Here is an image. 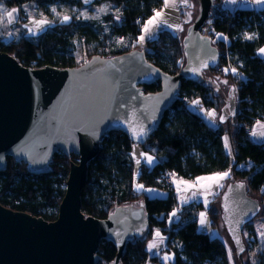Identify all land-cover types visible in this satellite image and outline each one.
<instances>
[{"label": "trees", "instance_id": "16d2710c", "mask_svg": "<svg viewBox=\"0 0 264 264\" xmlns=\"http://www.w3.org/2000/svg\"><path fill=\"white\" fill-rule=\"evenodd\" d=\"M214 1L216 7L208 16L211 25L204 33L211 37L219 50L218 66L227 63L224 48L215 39V34L220 32L228 37L227 56L237 74L231 77L228 73H218L216 67L203 71L200 81L180 82L179 91L157 129L141 146L158 161L152 167L143 165L136 177L130 155L133 143L119 130L109 131L101 137L99 151L87 165L80 198V210L85 216L103 219L117 205H137L140 202L148 215L146 230L139 238L127 242L121 256L122 264H146L149 261L164 264L157 256H150L146 247L156 229L166 235L165 251L172 253V264H205L206 261L229 264L223 241L197 230V212L201 209L207 210L211 227H218L221 210L213 206L217 197L207 207L201 202L182 206L178 219L168 227L169 214L179 202L173 183L165 182V172L175 174L174 178L190 180L229 170L227 182H245L247 194L259 196L260 199L254 198L260 202V213L264 216V141L247 137L244 130L246 122L264 120V58L256 53L264 45V9L255 10L245 5L231 12L222 7V0ZM100 3L107 4L106 13L100 17L73 15L63 23L53 18L50 27L31 36L26 35L24 29L18 36L10 38L2 33L0 51L24 67L50 65L66 68L82 64V54L85 58L93 55L111 57L139 49L144 51L147 61L168 74L174 75L181 69L184 55L179 35L163 30L141 47L136 43L143 28L137 18L144 24L153 16L154 10H161L163 0H92L88 4L82 0H0V19L7 9L17 8L19 15L15 26L19 28L28 19L24 8L27 4L38 9L58 5L92 11ZM247 31L252 32L251 39L243 36ZM116 40L120 41L119 44ZM218 79L231 81L238 90L236 114L225 122L228 124L226 129L225 123L219 121L216 126L209 125L189 107L193 100H198L202 107L220 112L227 94L222 93ZM142 90L144 93L157 92L160 83L155 81L144 85ZM225 137L230 153L224 146ZM77 159L75 154L66 156L57 151L47 173L32 174L27 164L6 156L4 168L0 171V204L47 221L55 220L70 162ZM138 183L143 187L162 189L166 195L150 197L137 189ZM244 229L255 242L257 236L252 221L245 224ZM243 230V241L247 243ZM98 254L97 264H109L116 254V246L101 240ZM241 256L237 257L238 260ZM262 258L260 264H264V256ZM240 264L252 263L247 260Z\"/></svg>", "mask_w": 264, "mask_h": 264}, {"label": "water", "instance_id": "95a60500", "mask_svg": "<svg viewBox=\"0 0 264 264\" xmlns=\"http://www.w3.org/2000/svg\"><path fill=\"white\" fill-rule=\"evenodd\" d=\"M215 7L214 0H192V21L180 33L184 64L174 75L147 61L139 49L111 57L93 55L79 66L66 68L24 67L0 51V171L6 156L27 164L32 174L47 173L57 151L78 156L70 162L55 220L0 204V264H97L101 240L116 246L109 264H122L127 242L146 230L148 215L140 202L117 205L103 219L85 216L80 198L87 165L109 131L119 130L133 144L144 145L171 106L180 82L200 81L203 71L218 64L219 50L202 32ZM155 81L160 90L144 93L142 86ZM235 114L231 85L219 112L225 119L218 117V121L225 123ZM141 127L145 134L133 137L132 130ZM238 184L243 187L237 188ZM219 207L239 257L246 250L242 230L258 216L261 204L247 194L245 182L229 181L221 191Z\"/></svg>", "mask_w": 264, "mask_h": 264}, {"label": "crops", "instance_id": "0c3cea01", "mask_svg": "<svg viewBox=\"0 0 264 264\" xmlns=\"http://www.w3.org/2000/svg\"><path fill=\"white\" fill-rule=\"evenodd\" d=\"M190 5L192 6V0H187V3H184L183 0H169V6L167 8H165L164 0H163V6L161 8V10H163V19H165L167 21V24L171 25L172 27H168V26L162 24L159 27V29L153 31L151 34H144L141 31V33L138 35V37H140L142 34H144L145 35V39L143 40V42H139L138 39L136 40V43L138 45L141 44V45H139V47L143 46L144 43L147 40L156 38L157 35L159 34V32H161L163 30H169L172 33L180 36V33H181V31H182V29L184 27L183 23H185V19H186V14H185L184 11L186 9H188V6H190ZM30 6L31 5H28V4L25 5L24 6L25 10H27L28 8H31ZM222 6L224 8L231 9L232 8V0H222ZM241 7H244V6H241ZM247 7L248 8H253L255 10L264 9V2H261V0H258L254 5H252V6L247 5ZM11 9H13V8L7 9L6 11L11 10ZM15 9H17V8H15ZM31 9H35L36 11L40 10V9L36 8L35 6H34V8H31ZM158 11H160V10H158ZM26 12H27V14L30 13L29 11H26ZM39 12H41V11H39ZM40 14H42V17L38 16L39 19L29 18L27 20V22L24 23L21 26L22 28L25 29L26 35H30V36L31 35H36V34L44 31L46 28H48V27H50L52 25V22L54 20L52 17H51L52 18L51 19L50 16L46 15L43 12L40 13ZM18 15H19V10L14 14V17H12V18H9V17H6V16L2 15V18L0 19L1 20V22H0V34L4 33V32H2L1 27H6V28H9V30H11V29L13 30L14 34H12V36L13 35L14 36H18L19 35V31H17L19 28H17L15 26V22L18 19ZM56 18L57 17H55V19ZM39 20H47V21H50L51 23H49L47 25H44L42 30H40V29H37L36 24L34 23V21H39ZM177 25L180 26V30H177V28H176ZM13 26H15V27H13ZM30 28L33 29V32L29 31ZM6 36L8 37L9 35L7 34ZM261 48H264V45L262 47H260L259 49H261ZM258 50L256 52L257 55L262 57V58H264V54L260 53ZM193 101H198V100H193ZM189 107H190V109L195 111L197 114H199L204 119V121H206L209 125H212V126H216L217 125L219 113H217L215 109H206V108L201 106L200 102L197 105H193L192 102H191L189 104ZM208 111H214L215 112V117L214 118H209L207 116V112ZM254 129L257 132V135L254 136V138L257 137L258 140L264 141L262 139V137L259 135L260 131L264 129V124L257 123V124L254 125ZM134 149H135V153H136L135 156L133 155ZM140 153H145V154H147V156H151L153 158V162L152 163H148L146 159L139 157ZM130 155H131V158H132V161H133V165H134L135 177L139 174L140 169H141V167L143 165L148 166V167H152L158 161L156 156H154L153 154H151L148 151H145L141 146H139L137 144H132ZM137 158H140V160H141V162L139 164H137V162H136ZM224 172H226V171H224ZM227 172H229V171H227ZM220 173H222V172H220ZM213 174H215V173H213ZM210 175H212V174L200 175V176H197V177H206V176H210ZM228 176L220 181V184L223 185L222 187H218L217 188L215 186V184H213L211 190H209L207 187H200L199 185H197L196 187H192L191 185L196 183V178L197 177H195L193 179H190V180H183V179H180V178H174L173 177V179H174L173 180V187L178 192V202H179L178 206H179V210L181 209L182 206H184V205H186V204H188L190 202H201L204 205L205 204V199H207V201L209 203L210 199L215 197L218 193H220L223 190L224 186L227 183ZM181 181H186L188 183H182ZM200 183L203 184V185H207L210 182L209 181H201ZM138 190H142L146 195H148L150 197H164L166 195V192L164 190L159 189V188H155V187H143V188H140ZM149 190H151V191H149ZM193 193H196V194L193 195ZM172 213H173V211L170 212L169 215H171ZM175 219H176V215L171 216V218L169 216L168 217V225H170L173 222H175L176 221ZM254 231L256 233V236L259 239L258 241H260L264 245V218L257 225L256 230H255V227H254ZM155 232H156V230L153 233V238L147 243L146 247H147V250H148V253H149L150 256H157L158 259L161 262H163L162 258H163L164 255H167V256L170 257V255H172V254L167 253L166 251H164L162 254L160 253L161 249H165V246H166L165 245L166 235L161 232L160 236H156ZM150 243H155L157 246L150 250L149 247H148V245Z\"/></svg>", "mask_w": 264, "mask_h": 264}, {"label": "rangeland", "instance_id": "374dc122", "mask_svg": "<svg viewBox=\"0 0 264 264\" xmlns=\"http://www.w3.org/2000/svg\"><path fill=\"white\" fill-rule=\"evenodd\" d=\"M82 1L85 4H88L92 0H82ZM30 7L31 8H34V6H32V5ZM31 8H28V9L26 8L27 9L26 11H29L30 12L28 14V19L29 18L39 19L38 16L39 17H42V14H40V13L47 12L48 14H50L48 16H51L52 18L57 17L58 19L62 20V17L64 15H68L69 17H71L73 15L74 16H80V17H87V16H91V15L96 16V17L103 16L106 13V11H107V4L100 3L98 5H95L94 6V10H92V11H89V10H86V9H79L77 7H74V8H63V7H60L58 5H51L49 7L42 8V9H40L38 11H36L35 9H31ZM53 9H55V11H53ZM101 9H104V10L101 11ZM39 11H41V12H39ZM184 12L186 14V19H185V23H183V25L185 26V24H187V23H189V22L192 21L191 20L192 6L191 5L188 6V9H186ZM0 22H1V20H0ZM13 27H15V26H13ZM1 29H2V32L5 33V35L6 34L9 35L8 37L6 36L7 38L12 37V34H14L12 29H11L12 31L9 30V28H6V27H1ZM21 29H24V28L19 27V29L17 30V31H19V34L21 33ZM245 34H247L248 36H251V37L253 36L252 32H248L247 31V32H244L243 33V36L245 38H246V35ZM119 42L120 41L116 40V44H119ZM139 45H141V44H139ZM81 58L84 59V61H86L88 59V58H85V55L84 54H82ZM217 82L220 85V87L222 88V93L223 94H227V91H228L229 87L234 84L231 81H230L231 83L230 82L228 83L227 81H225L223 79H218ZM216 112L219 113L218 110ZM223 126L226 129L228 127V124L225 123ZM260 132H264V129L261 130ZM261 137L264 140V136H261ZM254 139H257V137L254 138ZM224 142H225V140H224ZM227 151H228V153H230L229 150H227ZM227 171H229V170H227ZM173 180L174 179H172V183H173ZM219 194L220 193H218L215 196L217 198H215V201L213 202V206H215L218 209H219ZM251 195L254 196V197H257L258 199H260L259 196L255 195V194H251ZM213 198L210 199V201H209V203H207V205L204 204V206L205 207L209 206V204H210L211 200H213ZM173 211H175V215H176V219L175 220H177L178 219L177 216H178V213H179V206L176 209H174ZM202 212L205 213V219H206V223L203 226L200 223V220H201L200 214ZM263 218H264V216H261V213H260L256 218H254L252 220V226H253V228L255 227V230H256L257 225L260 223V221H262ZM168 227H170V225H168ZM157 230H159V233H161V230L160 229H156V231ZM197 230L199 232H201V233H207L211 237L217 236V237H219L223 241V243L226 246L229 264H240L241 261H242V263H245L247 260H250L252 264H260L263 261V258L262 257L264 256V245L260 241H258L259 240L258 237L256 238V241L254 242V238L248 236V230L247 229H244L243 230L244 236L246 237V240H247V243L245 242L246 250L242 254L240 260H238V258L235 256L233 244H232V242H231V240H230V238H229V236H228V234H227V232H226V230L224 228V225H223L222 221H219L218 227L213 229L211 227L209 215L207 213V210H205V209H201V210H199L197 212ZM160 251H161L160 253L162 254L165 251V249H161ZM166 252L169 253L168 251H166ZM230 252H231V258H230V255H229ZM170 254H172V253H170ZM172 261H173V255H170V259L168 261H165L163 259V263L164 264H172ZM146 264H155V263L149 261ZM205 264H219V263L213 262V261H206Z\"/></svg>", "mask_w": 264, "mask_h": 264}, {"label": "snow or ice", "instance_id": "6c2138e0", "mask_svg": "<svg viewBox=\"0 0 264 264\" xmlns=\"http://www.w3.org/2000/svg\"><path fill=\"white\" fill-rule=\"evenodd\" d=\"M183 2L184 3H187V0H183ZM232 2L235 3V0H232ZM261 2H264V0H261ZM164 6H165V8H167L169 6V0H164ZM0 7H2V5H0ZM103 10L104 9H101V11H103ZM17 11L18 10L15 9V8H13L11 10H8V11H4L3 12V16L12 18V17H14V14ZM53 11H55V9H53ZM69 19H70V17L68 15H64L62 17L61 22L62 23L63 22H67ZM117 19H119V17H117ZM34 23L36 24L37 29L42 30V28H43L44 25H47V24H49L51 22L50 21H47V20H39V21H34ZM162 24L163 25H166L168 27H172L171 25H168L167 24V21L165 19H163V10H160V11L154 10L153 16H151L146 22H144V25H143V28H142V33H144V34H151L153 31L159 29V27ZM176 28H177V30H180V26L179 25H177ZM29 31L30 32H33V29L30 28ZM144 34H142L140 37L137 38L139 42H143V40L145 39V35ZM245 35H246V38H248V39H251L252 38L251 36H248L247 34H245ZM225 39H227V38L225 37ZM258 51L260 53L264 54V48H261ZM193 71H197V70H193ZM232 71H233V73H236V70L235 69H232ZM233 91H234V89H233ZM198 103H199V101H192V104L193 105H197ZM207 116L209 118H214L215 117V112L214 111H208L207 112ZM219 119L221 121H223L225 119V117L222 115V116L219 117ZM257 123H259V122H257ZM144 134H145V129L143 127L139 128V130H136V129H133L132 130L133 137L140 138ZM252 135L253 136H256L257 135V132L255 131V129L253 130ZM259 135L260 136H264V132H260ZM224 140H225V145L224 146L230 152V145H229V142H228V138L225 137ZM133 155L134 156L136 155L135 149L133 151ZM139 157L146 159L148 163H152L153 162V158L151 156H147V154H145V153H140L139 154ZM0 159H2V158H0ZM136 162H137V164H139L141 162L140 158H137ZM173 175H175V174H173ZM228 175H229V172H222V173H215V174H212V175L206 176V177H197L196 178V183L193 184V185H191V186L192 187H196L197 185H199L200 187H207L209 190L212 189L213 184H215V186L217 188L218 187H222L223 185L220 184V181L222 179L226 178ZM201 181H209L210 183H208L207 185H203V184L200 183ZM181 182L182 183H188L186 181H181ZM228 187L231 189L232 186L229 185ZM236 187L237 188H242L243 185L242 184H238V185H236ZM137 188L138 189L143 188V185H137ZM149 191H151V190H149ZM195 194L196 193H193V195H195ZM207 203H208V201H207V199H205V204L207 205ZM174 215H175V211H173V213L170 215V218H171V216H174ZM200 216H201L200 223L203 226L206 223L205 213L202 212L200 214ZM155 235L156 236H159L160 235L159 230H157L155 232ZM236 242L239 243V237H236ZM156 246L157 245L155 243H150L148 245V247H149L150 250L153 249V248H155ZM241 251H243V249H241ZM229 255H230V258H231V252L229 253ZM163 259L165 261H168L170 259V257L167 256V255H165L163 257Z\"/></svg>", "mask_w": 264, "mask_h": 264}, {"label": "built area", "instance_id": "2783aa9c", "mask_svg": "<svg viewBox=\"0 0 264 264\" xmlns=\"http://www.w3.org/2000/svg\"><path fill=\"white\" fill-rule=\"evenodd\" d=\"M257 0H235V3L232 2V8L229 9L231 12H233L236 8H240L241 6H245V5H253L256 3ZM223 7V6H222ZM224 8V7H223ZM227 10V9H226ZM158 11V10H156ZM224 13H226V11H224ZM137 22L140 23V27H143V23H141V19L140 18H137L136 20ZM210 21L207 20L205 21L203 27H202V32H206L209 28H210ZM205 34V33H204ZM225 37L227 39H225ZM215 39L219 40L221 45L223 46L224 48V52L223 54L225 55L226 57V63L225 65L223 66H218L216 65L214 68L217 67V71L218 73H224V74H229L231 77H233L236 73H233L232 69H234L231 65V63L229 62V58L227 56V46H228V37L225 35V34H222L220 32L216 33L215 34ZM220 59V58H219ZM213 69V68H212ZM234 88H235V94H236V106H237V102H238V95H237V86L235 84H233ZM237 110V108H236ZM257 122H259L260 124H264V120H257V121H254V123H249V122H246L244 124V130H245V135L249 138H253L254 139V136L252 135V132L254 130V125L257 124ZM164 178H165V182L166 183H171L172 182V179H173V174L171 172H165L164 174ZM139 185V183H138Z\"/></svg>", "mask_w": 264, "mask_h": 264}, {"label": "bare ground", "instance_id": "6f19581e", "mask_svg": "<svg viewBox=\"0 0 264 264\" xmlns=\"http://www.w3.org/2000/svg\"><path fill=\"white\" fill-rule=\"evenodd\" d=\"M236 108H237V106H236Z\"/></svg>", "mask_w": 264, "mask_h": 264}]
</instances>
